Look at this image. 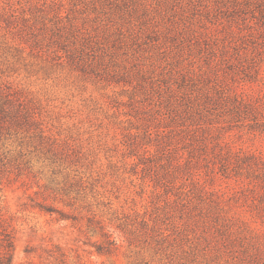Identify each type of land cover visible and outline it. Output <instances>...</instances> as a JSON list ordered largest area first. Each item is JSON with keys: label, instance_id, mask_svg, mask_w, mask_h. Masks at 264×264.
<instances>
[{"label": "rangeland", "instance_id": "374dc122", "mask_svg": "<svg viewBox=\"0 0 264 264\" xmlns=\"http://www.w3.org/2000/svg\"><path fill=\"white\" fill-rule=\"evenodd\" d=\"M215 75L264 92V0H0V90L16 116L1 133L0 243L12 234V264H210L179 228L176 188L154 185L171 158L142 122L162 117L171 90ZM221 124L234 149L264 151V133ZM181 173L176 186L190 185ZM209 186L261 227L248 180Z\"/></svg>", "mask_w": 264, "mask_h": 264}, {"label": "trees", "instance_id": "16d2710c", "mask_svg": "<svg viewBox=\"0 0 264 264\" xmlns=\"http://www.w3.org/2000/svg\"><path fill=\"white\" fill-rule=\"evenodd\" d=\"M164 102L163 112L155 111L162 117L154 120V113L143 117V134L147 139L154 136L156 151L171 158L165 174H151L154 185L165 193L176 188L173 196L179 199L182 220L179 228L186 227L195 233L193 247L210 264H264V230L261 229L264 225V151L234 149L214 133L223 128L222 121L234 125L245 123L250 131L264 133V92H247L215 75L188 87L181 86L177 91L171 90ZM13 104L10 93L0 90V141L7 119L16 122ZM152 122L164 124L156 132L151 128ZM185 148L187 154L185 150L179 151ZM200 161L208 178L202 179L197 170ZM183 170L192 181L190 185L176 186ZM217 174L226 177L232 174L248 180L249 189L258 193L249 205L252 221L260 222L261 227H252L236 212L229 213L230 198L209 186ZM13 248L14 238L6 232L0 243V264H12Z\"/></svg>", "mask_w": 264, "mask_h": 264}]
</instances>
